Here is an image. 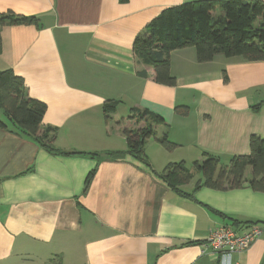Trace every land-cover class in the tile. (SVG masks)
<instances>
[{
    "label": "crops",
    "instance_id": "1",
    "mask_svg": "<svg viewBox=\"0 0 264 264\" xmlns=\"http://www.w3.org/2000/svg\"><path fill=\"white\" fill-rule=\"evenodd\" d=\"M195 1L204 0H0V14L39 20L1 29L0 71L13 70L46 104L43 127L57 129L54 145L81 153L49 152L0 112L8 127L0 128V264L56 256L61 264H264V230L241 254L217 257L205 245L222 226L240 235L264 229V193L247 184L197 188L194 172L180 194L153 174L180 162L194 171L203 153L228 165L250 153L252 136L264 138V62L219 55L200 63L187 47L169 54L175 86L138 75L152 71L137 62L136 37L163 10ZM108 101L117 103L109 121ZM133 109L164 120L145 144L151 170L106 156L127 150ZM164 135L174 150L161 146Z\"/></svg>",
    "mask_w": 264,
    "mask_h": 264
},
{
    "label": "trees",
    "instance_id": "2",
    "mask_svg": "<svg viewBox=\"0 0 264 264\" xmlns=\"http://www.w3.org/2000/svg\"><path fill=\"white\" fill-rule=\"evenodd\" d=\"M216 12H220L216 15ZM39 26L36 17L0 14V51L2 45L1 29L5 25ZM134 54L138 64L149 70H138V75L151 78L160 85L173 87L176 78L171 74L169 54L173 51L193 47L200 63L211 62L216 56L227 59L238 58L245 62H264V2L260 0H204L184 3L170 7L153 19L145 32L134 41ZM116 102L108 101L103 111L106 120L116 111ZM47 106L29 96L24 80L13 70L0 71V112L23 134L32 138L49 152L59 155H81L59 150L54 144L57 129L43 127ZM188 108H176L178 114L186 115ZM137 128L123 130L127 150L108 152L109 159L123 160L130 156L151 170L145 153L147 140L155 135L154 128L163 124L159 115L147 110H132L129 117ZM120 124V123H119ZM0 128L7 130V125L0 120ZM161 146L172 151L177 145L164 135L159 140ZM92 155V154H91ZM96 156V155H92ZM194 171L184 162L170 163L160 174L153 173L166 185L182 194L179 187L190 183L194 172L201 175L196 187H206L218 191L242 188L248 185L253 191L264 193V138L252 136L250 153L235 156L228 165L208 153L193 163ZM252 170V178L246 179V171ZM93 169L86 178L85 192L95 174ZM48 264H61L59 257L52 258Z\"/></svg>",
    "mask_w": 264,
    "mask_h": 264
},
{
    "label": "built area",
    "instance_id": "3",
    "mask_svg": "<svg viewBox=\"0 0 264 264\" xmlns=\"http://www.w3.org/2000/svg\"><path fill=\"white\" fill-rule=\"evenodd\" d=\"M263 228L253 225L244 234H238L229 226H222L212 230L205 241L211 253L217 257L246 252L263 234Z\"/></svg>",
    "mask_w": 264,
    "mask_h": 264
}]
</instances>
